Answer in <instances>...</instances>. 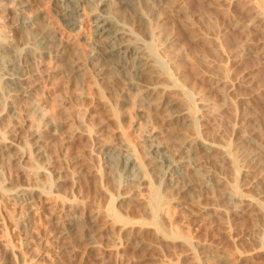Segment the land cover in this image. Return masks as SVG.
<instances>
[{"label": "rangeland", "instance_id": "obj_1", "mask_svg": "<svg viewBox=\"0 0 264 264\" xmlns=\"http://www.w3.org/2000/svg\"><path fill=\"white\" fill-rule=\"evenodd\" d=\"M19 1L28 4L24 13L17 4H0V44L9 37L11 44L22 43L27 32L7 23L30 15L42 20L35 28L54 30L60 51L34 66L23 83L30 95H14L15 111L0 108V137L13 139L0 152V264H264V0H165L158 22L147 23L152 36L146 43L163 81L181 88L178 95L193 112L183 129L151 106L140 109L133 92L127 106L117 108L88 62L94 35L85 8L81 27L69 31L56 14L58 0ZM166 36L173 41L160 48ZM76 65L82 72L77 77ZM5 86L0 81V91ZM34 104L42 118L26 113ZM39 125L44 138L35 144L47 151L40 161L22 151ZM147 128L159 130L170 150L183 134H193L234 152L250 135L262 168L235 173L228 159L223 186L239 196L238 203L250 196L252 202L227 213L216 189L191 201L150 178L119 199L124 190L108 175L102 150L124 145L145 161ZM15 185L18 191L10 193L1 188ZM70 214L85 224L90 218L95 245L85 244L79 231H63Z\"/></svg>", "mask_w": 264, "mask_h": 264}, {"label": "bare ground", "instance_id": "obj_2", "mask_svg": "<svg viewBox=\"0 0 264 264\" xmlns=\"http://www.w3.org/2000/svg\"><path fill=\"white\" fill-rule=\"evenodd\" d=\"M1 2L5 6L17 4L20 7L19 13H24L23 7L28 5L19 0H0V4ZM57 7L55 10L58 19L69 31L81 27L83 8L91 15L94 38L88 62L94 74L107 83L118 109L127 106L130 101L129 93L133 92L140 95L138 99L140 109L151 106L159 111L166 122H176L181 126L191 124L193 112L188 106L183 105L178 95L181 88L163 81L157 60L146 43V38L152 36L149 34L147 23L158 22L160 11L166 7L165 0H58ZM7 9L3 8L2 11ZM38 20L42 21L40 17L20 15L7 23L10 29H13L10 26L13 24L15 31L27 33L22 32L20 45L15 42L11 44L10 37L5 40L6 43L0 44V81L6 85L4 90L0 91L2 111L16 110L13 102L17 98H14V95L21 97L30 95L28 93L30 86L23 83H26L29 76L35 74L34 66L60 51L57 49L60 44L56 40L57 34L47 24L41 27L38 24L40 28H35ZM134 28L139 29L145 38L135 35ZM172 41V36H166L159 39L158 45L164 49ZM72 70L75 77L82 73L81 67L77 65ZM31 106L33 109L26 113H34L41 117L42 111L39 106L36 104ZM203 109L204 104H201L196 112L200 113ZM145 120L148 122L149 119ZM50 127L53 130L55 126ZM39 128L40 125L33 129L34 142L27 141L29 148L23 147L22 151L26 150L40 161L47 155V151L42 144H35L44 138ZM157 131L159 130L147 128L143 133L144 155L147 158L145 161L139 162L135 153L124 145L114 144L102 150L101 159L107 167L108 175L118 180L119 190H124V193H119V199H126L129 191L134 188L144 187L150 178L164 189L185 192L191 201H195L200 194L216 189L224 199L222 210L227 213L240 204L252 202L254 197L250 196L241 198L247 203H238L236 198L239 196L223 186L226 179L224 165L228 159L233 161L235 173L262 168L261 151L248 145L253 139L250 135L246 136L244 142H239L234 152H225L215 140L193 134H183L176 148L170 150L165 141L160 139ZM222 131L232 135L226 128H222ZM7 143H13V139L1 136L0 152L10 149ZM17 187L15 185L11 188L3 186L1 188L4 192L10 193V190ZM159 194L160 192L156 191L155 197L159 198ZM261 196H264V191ZM74 216L72 214L67 216L63 231L65 233L79 231V235L84 237L85 244L92 247L96 243V237L92 232V225L89 226L90 218L86 221L88 224H85V221L76 220Z\"/></svg>", "mask_w": 264, "mask_h": 264}]
</instances>
